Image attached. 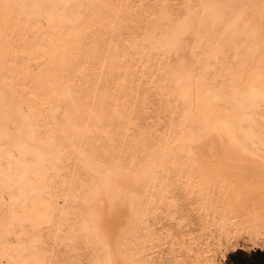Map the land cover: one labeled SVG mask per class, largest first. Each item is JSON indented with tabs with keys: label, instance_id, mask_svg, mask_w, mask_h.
Segmentation results:
<instances>
[{
	"label": "bare ground",
	"instance_id": "6f19581e",
	"mask_svg": "<svg viewBox=\"0 0 264 264\" xmlns=\"http://www.w3.org/2000/svg\"><path fill=\"white\" fill-rule=\"evenodd\" d=\"M10 2L0 264L264 251L262 0Z\"/></svg>",
	"mask_w": 264,
	"mask_h": 264
},
{
	"label": "trees",
	"instance_id": "16d2710c",
	"mask_svg": "<svg viewBox=\"0 0 264 264\" xmlns=\"http://www.w3.org/2000/svg\"><path fill=\"white\" fill-rule=\"evenodd\" d=\"M244 251V250H243ZM241 249L236 250L234 253H230L227 257V264H263L264 253L256 250L251 253V257L247 256Z\"/></svg>",
	"mask_w": 264,
	"mask_h": 264
},
{
	"label": "snow or ice",
	"instance_id": "6c2138e0",
	"mask_svg": "<svg viewBox=\"0 0 264 264\" xmlns=\"http://www.w3.org/2000/svg\"><path fill=\"white\" fill-rule=\"evenodd\" d=\"M23 7V5L17 4V3H12L10 0H0V9H3L5 14L7 15L8 13L12 12L14 9H18ZM35 7H41L40 5H36ZM54 7V6H51ZM232 7L240 12H243V10L247 7L245 4H234ZM262 8H264V0H262ZM264 99V97H262ZM91 227H95V222L93 223L92 226H90L89 230H91Z\"/></svg>",
	"mask_w": 264,
	"mask_h": 264
},
{
	"label": "crops",
	"instance_id": "0c3cea01",
	"mask_svg": "<svg viewBox=\"0 0 264 264\" xmlns=\"http://www.w3.org/2000/svg\"><path fill=\"white\" fill-rule=\"evenodd\" d=\"M256 250H259V251H261V252H263L264 253V251L263 250H260V249H255V250H252V251H250V252H246V251H243V252H245L246 254H247V256H249V257H251V253H253V252H255ZM236 252V251H235ZM234 253V252H233ZM227 261V260H226ZM264 264V263H263Z\"/></svg>",
	"mask_w": 264,
	"mask_h": 264
},
{
	"label": "rangeland",
	"instance_id": "374dc122",
	"mask_svg": "<svg viewBox=\"0 0 264 264\" xmlns=\"http://www.w3.org/2000/svg\"><path fill=\"white\" fill-rule=\"evenodd\" d=\"M228 261V260H227ZM227 261L224 262V264H227Z\"/></svg>",
	"mask_w": 264,
	"mask_h": 264
}]
</instances>
